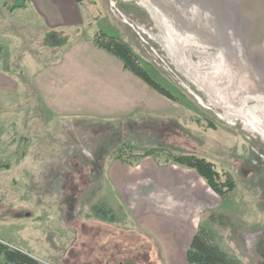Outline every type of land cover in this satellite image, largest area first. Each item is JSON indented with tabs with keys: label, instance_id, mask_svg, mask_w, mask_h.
I'll use <instances>...</instances> for the list:
<instances>
[{
	"label": "rangeland",
	"instance_id": "374dc122",
	"mask_svg": "<svg viewBox=\"0 0 264 264\" xmlns=\"http://www.w3.org/2000/svg\"><path fill=\"white\" fill-rule=\"evenodd\" d=\"M13 3L0 0L1 68L22 73L18 91L0 92V241L44 264L106 263L98 258L111 252L104 237L112 234L93 225L113 222L104 168L152 149L148 160L177 175L155 195L180 199L232 258L264 264V0H86L78 3L85 24L53 36ZM98 33L129 45L176 101L112 121L49 111L32 72L79 34ZM181 155L211 163L234 189L219 195L176 162ZM144 254L133 264H146ZM153 254L160 264L156 245ZM0 264H8L1 251Z\"/></svg>",
	"mask_w": 264,
	"mask_h": 264
},
{
	"label": "crops",
	"instance_id": "0c3cea01",
	"mask_svg": "<svg viewBox=\"0 0 264 264\" xmlns=\"http://www.w3.org/2000/svg\"><path fill=\"white\" fill-rule=\"evenodd\" d=\"M23 9L33 12L42 29L50 35L64 29H79L85 24L81 4L75 0H28ZM95 37L79 34L61 49L57 59L32 72V85L49 111L59 116L112 121L138 112H163L169 108L170 99L126 70L120 58L94 43ZM2 51L5 54L6 49ZM12 52L14 49L9 54ZM1 65L0 92L18 91L21 69L10 71L12 68L8 65L6 68ZM148 159L145 157L135 163L112 159L104 168L110 191L104 195L103 204L111 211L113 222L93 223L99 230L103 224L112 234L104 237L105 246L110 247L111 252L98 258L99 261L104 259V264H109L108 260H127L112 256L119 251L122 254L124 251L143 252L146 264H155V245L160 251V264H191L186 253L199 226L183 208L180 199L155 195L156 188L170 187L173 176L177 175L173 169L159 167L156 161ZM144 160H148L145 165L142 164ZM123 207L127 212L120 209ZM90 224L84 221L87 227L84 230H96L89 227ZM90 239L83 240L90 243Z\"/></svg>",
	"mask_w": 264,
	"mask_h": 264
},
{
	"label": "trees",
	"instance_id": "16d2710c",
	"mask_svg": "<svg viewBox=\"0 0 264 264\" xmlns=\"http://www.w3.org/2000/svg\"><path fill=\"white\" fill-rule=\"evenodd\" d=\"M27 1L28 0H14L13 5L11 6V10L26 7ZM75 1L77 3H83L86 0ZM51 36L53 35L51 34ZM94 43L100 48H103L116 57L120 58L124 63V68L126 70H129L130 72L141 78L144 82H146L150 87L159 92L161 95L172 101H176L173 95L160 83H158L140 64L137 54L129 45L122 42L116 37L108 36L104 33H98L94 39ZM153 152L154 150L152 149L147 150L143 153L142 156H149L153 154ZM122 161L129 162L125 160ZM176 162L180 165H185L192 169H195L197 173L202 176L207 181L209 186L219 195H224L222 189L224 187H226L228 191L234 189V183L230 179L226 180L223 183H219L217 181L220 177L219 173L215 171L211 163L206 162L204 159H197L195 157L181 155L176 157ZM208 238L209 237L202 229L198 230L196 235L193 237L186 253L187 259L191 264H242L239 260L232 258L217 243L209 240ZM0 251L8 264H44L37 258L33 257L31 254H29V252L23 251L19 248L11 247L9 246V244H5L2 241H0ZM129 252L124 251L122 254L119 251L116 255L112 256H114V258H117L118 256L126 257V261L132 262L131 264H133V262L136 263V260L139 258V256L137 255L138 253L134 254L131 251ZM103 260L104 259H102V261ZM111 261L119 260L117 259ZM137 262H139V260Z\"/></svg>",
	"mask_w": 264,
	"mask_h": 264
}]
</instances>
